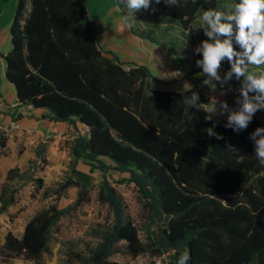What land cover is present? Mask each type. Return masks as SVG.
I'll use <instances>...</instances> for the list:
<instances>
[{"label":"trees","instance_id":"16d2710c","mask_svg":"<svg viewBox=\"0 0 264 264\" xmlns=\"http://www.w3.org/2000/svg\"><path fill=\"white\" fill-rule=\"evenodd\" d=\"M116 2L127 11L120 0ZM236 2L181 0L179 7H169L162 0L153 3L155 11L137 12L156 21L157 28L176 25L192 36L204 10H224L225 4ZM132 28L142 39L176 47L169 33L155 37ZM10 35L13 48L5 57L6 79L19 104L49 111L46 118L52 122L85 127L89 137L76 138L72 154L92 172L104 175L98 201L114 213L115 225L85 264H118L108 260L121 241L134 257L147 252L109 181L112 171L129 175L121 183L135 186L144 208L157 221L151 239L153 258L168 255L169 264H176L188 252V264H264V166L249 139L257 127H264L256 117L246 130L235 132L225 127L226 121H206L204 111H185L183 98L194 90H153L155 79L147 67L122 63L102 49L83 0H17ZM233 45L240 51L235 41ZM184 71L183 78H189L191 72ZM199 96L206 104L203 108L211 104ZM213 122L223 139L207 135ZM6 143L0 133V150ZM229 145L239 152H229ZM70 187L79 189L77 205L89 200L83 184L69 181L55 202ZM6 195H0L2 212L13 202L5 200ZM64 213L50 205L27 224L22 239L8 233L0 248V264L16 260L43 264L53 227Z\"/></svg>","mask_w":264,"mask_h":264},{"label":"rangeland","instance_id":"374dc122","mask_svg":"<svg viewBox=\"0 0 264 264\" xmlns=\"http://www.w3.org/2000/svg\"><path fill=\"white\" fill-rule=\"evenodd\" d=\"M87 2L85 5L96 25L98 39L103 42V46L110 48V51L106 52L114 54L119 60L120 58L125 60L120 61L122 63L147 67L155 79L151 83L153 90L184 93L189 91L191 86V90L203 95L211 104L215 100L210 99V97L215 96L217 100L227 101L233 109L238 107L236 105V99L239 95L237 90L240 88L243 78L238 81L233 77L223 90L218 85L217 91L211 93L202 84L205 77L197 75L202 72V69L196 66V61L201 59L202 56L195 54L193 50L202 40L207 39L203 29L199 28L201 24L200 17L193 25V34L191 36V34L181 30L176 25L165 24L161 28H157L156 21L148 20L145 15H141L138 12L134 14L136 20L134 28L140 34L160 37L156 33L160 34V32L164 31L175 37L176 45L174 46L176 47H173L170 44L158 45L149 40L141 41L139 38H133L129 24L126 25L128 32H125L124 26V29L120 28L119 21L114 16L97 23L96 19L101 9V2L104 3L103 9L105 8L104 10L107 12L110 10L111 5L115 4L117 7L116 0H87ZM102 12L104 11L102 10ZM122 15L125 18L127 11L126 13L123 12ZM147 26H152V28L148 29ZM185 69L191 72L190 77L186 79L182 75ZM229 70L230 66L227 65L225 60L220 69L221 76ZM222 91L224 94H221ZM211 104L206 107L211 106ZM254 117L264 126V110L258 111ZM214 120L217 123L224 122L226 121V115L214 117ZM84 131L82 126L81 130H78L81 134H84ZM71 142H67L68 148L71 146ZM69 155L71 161L66 166L67 170L64 171V175L59 181L46 182L42 176H39V170H43L46 166V164L40 162L39 164L31 163L23 173L16 169L11 174L10 179L0 182L1 193L7 192L5 200L13 201L10 205L20 204L21 210L30 207L31 215L54 204L58 210L65 211L61 219L53 227L49 250L43 256V264H85V260L90 258L92 252L103 242L105 233L111 232L115 225L114 213L108 206L102 205L98 201V186L100 184L98 181L85 180L84 182H79L89 190V200L82 205L76 204L79 195V189L76 187H70L63 194V196L73 195L71 198L75 196L72 204L61 209L58 206V201L55 202L57 192L60 191L62 185L69 181L77 182L75 170L77 164L82 163V161H76L71 151ZM104 161L111 164L109 160ZM95 172L92 173L91 171L92 175L96 174ZM128 177L129 175L112 171L109 175V181L121 195L125 206V217L136 227L147 252L134 257L128 253L126 243L121 241L113 246L114 253L108 261L118 264H157L159 260L162 261V264H169L168 255L152 257L151 253L155 248H152L151 239L154 238V232L157 231V221L153 220L151 213L144 208L135 186L129 183H121L123 179ZM47 198L48 200H46ZM9 206H7L5 211H8ZM8 217L12 221L14 215L9 213Z\"/></svg>","mask_w":264,"mask_h":264},{"label":"clouds","instance_id":"9594fccd","mask_svg":"<svg viewBox=\"0 0 264 264\" xmlns=\"http://www.w3.org/2000/svg\"><path fill=\"white\" fill-rule=\"evenodd\" d=\"M161 2L162 0H120L123 8L127 9L125 19L129 27L136 22L135 12L150 8L155 11L153 3L158 5ZM192 2L195 3L196 0ZM163 3L169 7H179L181 0H163ZM200 22L199 28L203 29L207 39L202 40L193 50L195 54L202 56L196 61V66L202 69L197 75L205 77L202 84L211 93L217 91L218 85L223 90L233 77L238 81L243 78L237 90L238 107L233 109L227 101L217 100L212 96L210 99L215 102L203 108L202 105L206 104L200 102L199 93L195 91L190 96H184L182 104L188 112L190 109L204 111L206 121L226 115L225 127L241 132L248 128L258 111L264 110V0H238L236 3L225 4L224 10L208 8L200 16ZM233 41L240 51L234 48ZM225 60L230 64V70L221 76L220 69ZM221 94H224L223 91ZM214 128L215 122L206 129L207 135L223 139ZM249 139L254 143L255 157L264 166V127H257L250 133ZM228 151L235 155L239 149L229 145ZM190 258V254L184 252L178 257L176 264H188ZM157 264H162V261L158 260Z\"/></svg>","mask_w":264,"mask_h":264},{"label":"crops","instance_id":"0c3cea01","mask_svg":"<svg viewBox=\"0 0 264 264\" xmlns=\"http://www.w3.org/2000/svg\"><path fill=\"white\" fill-rule=\"evenodd\" d=\"M83 1L88 3L87 0ZM103 4L102 2L100 4L101 9L97 14V23L114 16L119 21V27L123 28L124 26V31L128 32L126 29L128 21L122 15L124 11L118 5L116 7L113 4L110 10L106 12L105 8L103 9ZM16 9L17 0H0V133L4 134L7 139L6 147L0 150V182L8 179L10 171L18 169L20 173H23L31 163L39 164L40 162H43L46 166L43 170H39V176H42L46 182L59 181L64 175V171L67 170L66 166L71 161L69 154L70 151L72 152L73 142L79 136L86 138L89 136L87 129L80 123L71 125L70 123L52 122L46 118L49 111L35 110L32 107L19 104L14 86L6 79L7 64L5 61V57L13 48L10 29ZM130 30L133 38L145 41V39L134 34L132 27H130ZM98 41L104 51H110V48L103 46L101 40L98 39ZM120 61L125 60L120 58ZM185 74L184 71L182 75ZM81 126L85 130V135L78 132V130H81ZM69 141L72 142L68 148L67 142ZM92 173L90 167L82 162L77 164L75 178L77 182L87 180L101 183L103 181L104 175L102 172L96 171L94 175ZM0 195H2L1 191ZM71 196L73 195H64L60 198L58 206L63 209L72 204L75 196L74 198H71ZM1 208L2 204L0 203V248L3 247L8 233L22 239L27 224L37 214L31 215L30 207L21 210V205L17 203L10 205L8 211L3 213ZM9 213L14 215L12 221L9 220ZM9 264H18V260Z\"/></svg>","mask_w":264,"mask_h":264},{"label":"built area","instance_id":"2783aa9c","mask_svg":"<svg viewBox=\"0 0 264 264\" xmlns=\"http://www.w3.org/2000/svg\"><path fill=\"white\" fill-rule=\"evenodd\" d=\"M18 264H33L32 262L24 261V260H18Z\"/></svg>","mask_w":264,"mask_h":264}]
</instances>
